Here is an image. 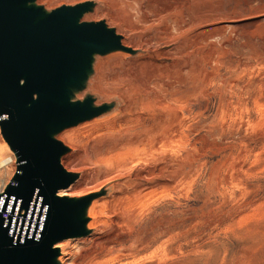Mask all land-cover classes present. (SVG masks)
Instances as JSON below:
<instances>
[{"label": "bare ground", "instance_id": "bare-ground-1", "mask_svg": "<svg viewBox=\"0 0 264 264\" xmlns=\"http://www.w3.org/2000/svg\"><path fill=\"white\" fill-rule=\"evenodd\" d=\"M54 1L56 0H39L38 4H44L46 9H50L53 7ZM94 1L96 2V5L92 11L99 13L96 18H98V15L108 14L109 18L106 20L107 24L111 27H114V24L118 26L115 28L117 33L123 35V44L130 47L134 52L131 53L119 50L105 55L95 56L93 70L91 71L88 80L85 82L84 88L76 91L75 98L82 99L84 96L83 94H87L89 92L96 94V105L102 103H100L98 97L104 96L105 102L111 104L112 107L102 115L91 120L83 121L76 126L64 129L57 135L59 140L72 147L71 151L62 157V164L64 167L69 171L82 172V174L80 173L79 178L73 182L70 187L61 189L58 194L60 196H80V194L86 195L90 192L97 191L102 185H105L104 187L106 189L105 193L95 198L88 208L87 215L89 217V221L87 228L91 230L90 234L82 237L63 239L55 244V247L60 249L58 261L61 264H94L92 260H89L88 253L90 252H83L82 247L84 245L86 246V244H90L94 246V248L97 245H106L109 238L104 236L105 232L109 228L118 227L123 230L131 228V233L128 234L127 237L124 235L119 236V239L126 237L127 239L124 241H120L118 239L116 241L111 240L109 242L115 243L119 241V243H122L121 247H105V249L99 251L102 256L101 259L104 261L102 264H134L144 256L142 253L141 254L143 256L141 258L138 256L140 250H151L154 247L155 248L151 254H149V256H144L143 258L149 259V262L160 260L163 264V262H166L167 259L169 260L170 254L172 253L171 250L175 248L173 247V249H171L169 246V242L172 239H170V237L165 238L167 230L165 224L161 221L162 216L159 218L157 217L158 220L155 224L150 222L151 226L149 229L147 228L148 225H146L144 228L140 227L136 233H134L133 230V219L129 222L128 218L134 217L136 213L138 214L139 210L145 207L147 208L152 203L153 199L156 198L158 195L157 193H166L165 195L172 196L178 186L186 187L190 185V166L191 163L194 162H191V156L192 149L194 150V148H192V145L186 144L185 140L188 136L187 132L194 131L193 129L196 128V126L194 127L192 126L193 123L191 124L194 116H192V110L190 109L191 104H193V102L191 103L193 98L190 99V88L189 85L187 87L186 85L184 86V83L181 85V78L179 75L181 71H189L188 69L190 66L185 63L186 61L184 62L185 64H180L182 61L179 59V62L177 57L184 51L189 50L192 46L196 25L191 26V24L197 22V19L195 18L192 8L190 10L188 9L187 5H191L190 0H114L118 2L117 5L119 10H116L117 5L115 7L112 5L113 0ZM197 2H199V0ZM65 4L74 3L73 1L67 0L65 1ZM112 7L114 10H112ZM92 14V12L86 13L83 20H91L90 15ZM133 18H135L136 21L142 25V27L150 30L149 34L143 39V41L140 40L137 42L133 38V32L135 30ZM120 26H124V29L120 28ZM198 33H200V31ZM211 38L212 37H209L207 42L212 40ZM204 41L205 40L202 42ZM164 47L168 48L164 49ZM120 57L127 59L126 66L117 68L109 75L108 78H105L103 76L104 63H107L111 58ZM198 60L199 59H197V61ZM192 65L193 64H191V66ZM202 68L203 67H201V69ZM212 73H209L208 71V74H206L208 76L209 74L212 75ZM109 80L111 81V84L109 83ZM204 81H206V79ZM207 81H209L208 78ZM107 84L109 85L107 86ZM203 86L206 87V85ZM197 89L199 90V88ZM204 91H202L203 94ZM207 94L209 95V93ZM113 95L116 96V99H112ZM199 96L197 97L200 98ZM220 96H222V93ZM220 96L219 98L221 100ZM226 101H224L225 104ZM220 105L221 104H219V106ZM229 110L230 109L227 111L228 113ZM240 112L241 111H239V113ZM228 113L226 114L228 115ZM217 114L215 115L219 116V113ZM204 118L207 119L209 117L206 116ZM214 119L215 117H213V121ZM222 119L223 117L221 116L220 120ZM217 123L213 122L212 126ZM221 123L224 125V123L227 122L224 119ZM235 123H238V121H235ZM195 124L197 125V123ZM203 126L204 125L202 124L201 127ZM215 127H217V125H215ZM213 130L215 129L213 128ZM205 133L203 135H206ZM198 139L197 141H199ZM208 142L210 143V141ZM205 144L206 143L204 142V147H206ZM183 150L186 153L184 158L181 156V151ZM195 152L196 151L194 150L193 153ZM202 152L204 155V150ZM180 159H184V162H186V164H184L185 166L183 165V170L180 169ZM14 161L16 162V154L3 137L0 127V192L6 188L16 173L17 162L14 163ZM223 164L224 163H222V165ZM234 166L235 165L232 164L231 168L236 167ZM198 167H200V165H198ZM215 170L216 168L214 171ZM196 176L197 175L195 174L194 177ZM194 177L192 176L193 179ZM218 178L220 177L218 176ZM225 183L227 184L228 181ZM181 189L183 188L181 187ZM183 190V192L186 191V189ZM190 191L191 190H189V192ZM158 196L160 197V195ZM2 198V201H4L5 196H2L1 199ZM11 203L12 200L10 201L8 208L5 210H9V214L11 212ZM5 211L0 208V213ZM17 211L18 207L16 209V212ZM38 211L39 210H36L35 216L29 213V215L24 217L25 227L22 230L23 235L29 233V230L27 229L28 223L32 225L29 233L32 235ZM173 215L176 214L173 213ZM179 217L181 218V216ZM22 218V216H19L20 223ZM169 218L173 219L172 216L170 217L168 215V219ZM175 218H177V216ZM163 219L164 218H162V220ZM175 224L176 223H174V226ZM185 227L187 226L184 225V228ZM110 230L108 233H110ZM171 231L174 233V230ZM139 234H142V236ZM185 235L183 233V236ZM116 236L118 235L116 234L115 237ZM174 236L178 237L180 235L177 234ZM172 237L173 235L171 238ZM173 242H170V244H173ZM128 243L129 245H126Z\"/></svg>", "mask_w": 264, "mask_h": 264}, {"label": "rangeland", "instance_id": "rangeland-1", "mask_svg": "<svg viewBox=\"0 0 264 264\" xmlns=\"http://www.w3.org/2000/svg\"><path fill=\"white\" fill-rule=\"evenodd\" d=\"M65 1L67 0H56L51 8L65 4ZM69 1H73L75 4L83 0ZM197 1L190 0L191 5H187L189 10L192 8L197 19V22L191 24V26L196 25L193 44L190 47L192 49H189L190 52L189 50L184 51L185 54L183 52L177 57L179 62L180 60L182 61L180 64L186 63L190 66L189 71H181L182 73L180 72L179 75L181 85L183 83L186 87L189 85L190 99L193 98V101H191L193 104H191L190 109L192 110V116H194L191 124L193 123L194 125L192 124V126H196V128L193 127L194 131L197 129L195 132H187L188 136L185 140L186 144L192 145V148L197 152L193 153L194 150L192 149L191 162H194L190 166L191 182L188 185L189 187L178 186L172 195L173 197L165 195L166 193H157L160 197L157 195L154 198L156 201L153 199L147 208L139 210L138 214L136 213L134 217H129L128 219L129 222L133 219V230L136 233L140 227L144 228L146 225H148L147 228L149 229L151 226L150 222L155 224L158 218L162 216L161 221L165 224L167 230L165 238L170 237L172 239L170 242L177 241V245L175 242L173 244L169 242L170 248L173 249L174 247L175 249L171 250L169 248L172 253L169 260L167 259L163 264H264V0H199L200 3ZM117 4V1H112L114 7ZM112 10H114L113 7ZM116 10H119L118 5ZM97 14L99 13L93 12L90 15L91 20L98 21L109 18L108 14L98 15V18H96ZM134 19L135 30L133 38L137 42L143 41L150 30L142 27ZM114 27L118 26L114 24ZM120 28L124 29V26H120ZM199 31L200 33H198ZM209 37H212V40L207 42ZM203 40L205 41L202 42ZM167 48L164 47V49ZM125 59L121 57L111 58L107 63H104L103 76L108 78L117 68L125 67L127 64V59ZM197 59L199 60L197 61ZM191 64L193 65L191 66ZM201 67L203 68L201 69ZM208 71L209 73L213 72L212 75L209 74L207 76ZM207 78L209 81H207ZM205 79L207 82L204 81ZM109 83L111 84L110 80ZM203 85H206V87ZM202 91H204V94ZM198 93L202 94V98L201 94ZM221 93L222 96H220ZM98 98L100 103L105 102L104 96H99ZM112 99H116V96L113 95ZM224 101H226V104ZM219 104L221 105L219 106ZM217 108L220 109L218 110ZM228 109H230L229 113L227 112ZM239 111L241 112L239 113ZM217 113H219V116H217ZM206 116L209 118L205 119L204 117ZM221 116L223 117L222 120H220ZM213 117H215L214 121ZM224 119L227 123L223 125L221 122ZM234 119L238 123H235ZM213 122L218 123L212 126ZM202 124L205 128L201 127ZM206 129L211 131L209 132ZM211 132L215 135H212ZM204 133L206 135H203ZM204 142L208 149L204 147ZM69 147L72 148L71 146ZM197 148L199 151L201 150V154L203 150L205 152L207 149V151L204 155H201ZM181 156L182 158L186 156L184 150L181 151ZM180 162V169L183 170V165L186 162H184V159H180ZM222 163L224 164L222 165ZM232 164L236 167L231 168ZM215 168L216 170L214 171ZM77 172L82 174L80 171ZM195 174L197 175L196 177H194ZM227 181L228 183L226 184L225 182ZM104 186H100L97 191L103 190ZM181 187L186 189L187 192H183L184 190ZM188 189L191 191L189 192ZM173 213L176 215H173ZM35 214L36 212L34 216ZM168 215L172 216L173 219L169 218V221ZM176 216L177 218H175ZM162 218L164 219L162 220ZM173 222L176 223L175 226ZM184 225L187 227L184 228ZM109 230L110 233H108ZM171 230H174V233ZM114 233L118 236L115 237ZM130 233L131 228L124 230L118 227L109 228L104 234L105 237L109 238L106 245H101L102 247L97 245L94 248V246L86 244L87 247L84 245L82 250L83 252H90L88 253L89 260H92L94 264H102L104 261L101 259L102 256L99 251L105 249V247H121L122 243H119V241L115 243L109 242L118 240L120 235L127 237ZM183 233L184 235L186 233V235L183 236ZM177 234L180 236H174ZM139 235L142 236V234ZM170 235H173L174 238H171ZM126 237L119 240L124 241L127 239ZM126 245H129V243ZM154 248L151 250L141 248L142 250H140L138 256L140 258L143 255L149 256ZM143 257L134 264H162L160 260L149 262V259H144Z\"/></svg>", "mask_w": 264, "mask_h": 264}, {"label": "water", "instance_id": "water-1", "mask_svg": "<svg viewBox=\"0 0 264 264\" xmlns=\"http://www.w3.org/2000/svg\"><path fill=\"white\" fill-rule=\"evenodd\" d=\"M38 1L0 0V127L17 162L16 173L0 192L3 211L12 200L7 221L0 218V264H61L55 244L90 234L88 208L106 189L58 194L80 173L62 164L71 148L57 135L112 107L96 105V94L89 92L75 98L95 56L134 52L105 19L83 20L93 13L94 0L50 9ZM36 210L32 235L29 223V233L23 235L24 217Z\"/></svg>", "mask_w": 264, "mask_h": 264}, {"label": "built area", "instance_id": "built-area-1", "mask_svg": "<svg viewBox=\"0 0 264 264\" xmlns=\"http://www.w3.org/2000/svg\"><path fill=\"white\" fill-rule=\"evenodd\" d=\"M14 163H16V162L14 161ZM2 200H3V198L1 199V201H2ZM8 215H9V210L0 213L1 222L7 220Z\"/></svg>", "mask_w": 264, "mask_h": 264}]
</instances>
